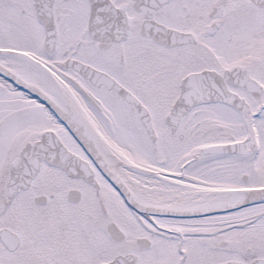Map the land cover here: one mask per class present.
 Returning a JSON list of instances; mask_svg holds the SVG:
<instances>
[{
	"label": "snow or ice",
	"instance_id": "snow-or-ice-1",
	"mask_svg": "<svg viewBox=\"0 0 264 264\" xmlns=\"http://www.w3.org/2000/svg\"><path fill=\"white\" fill-rule=\"evenodd\" d=\"M0 264H264V0H0Z\"/></svg>",
	"mask_w": 264,
	"mask_h": 264
}]
</instances>
